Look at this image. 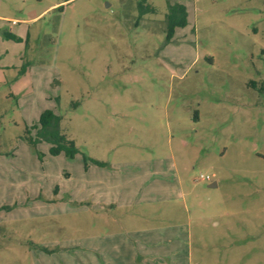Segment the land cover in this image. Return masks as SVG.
<instances>
[{
  "label": "rangeland",
  "instance_id": "obj_1",
  "mask_svg": "<svg viewBox=\"0 0 264 264\" xmlns=\"http://www.w3.org/2000/svg\"><path fill=\"white\" fill-rule=\"evenodd\" d=\"M44 110L73 160L25 141ZM82 157L162 162L184 192L115 217L169 243L111 264H264V0H0V264H107Z\"/></svg>",
  "mask_w": 264,
  "mask_h": 264
},
{
  "label": "crops",
  "instance_id": "obj_2",
  "mask_svg": "<svg viewBox=\"0 0 264 264\" xmlns=\"http://www.w3.org/2000/svg\"><path fill=\"white\" fill-rule=\"evenodd\" d=\"M84 173L86 187L84 195L81 199L78 195L72 199L79 198L78 201L86 203L85 209L102 214L100 217L104 221L105 235L101 239L103 245L100 247H102L101 253L107 264L116 263L119 260L128 263L134 259L133 242L137 239H140L138 241L145 250L154 245L148 242V238H152L153 234H156L157 250H161L162 244L169 243V239H166L165 243L163 242V238L158 235L159 231L153 233L142 230L139 233L135 227L121 225L115 217L125 216L129 222L133 216L143 218L145 213L133 211L131 207L139 204L147 207L159 197L171 198L174 201L183 200L184 192L181 182L178 177L174 176L175 172H173L172 166H167L162 162L143 160L137 163L136 168H133L129 173L124 174L119 169H115L114 173L109 174L106 173L105 167L89 164ZM113 228L114 230H111ZM117 228H122V235L119 234L121 229L117 232ZM146 256L149 257V260L153 259L151 255L146 254ZM162 257L166 256L161 253L155 255V259L158 261H161Z\"/></svg>",
  "mask_w": 264,
  "mask_h": 264
},
{
  "label": "trees",
  "instance_id": "obj_3",
  "mask_svg": "<svg viewBox=\"0 0 264 264\" xmlns=\"http://www.w3.org/2000/svg\"><path fill=\"white\" fill-rule=\"evenodd\" d=\"M138 15L142 16L144 9L141 4H138ZM150 12L152 9L148 8ZM186 8L181 4L168 6V11L165 14L166 18V41L169 42L172 38L173 31L176 28L186 26ZM4 37L8 40L19 41L18 38L11 34H4ZM60 118L52 110H44L39 119L34 122L29 129H26L25 141L33 148L40 143H46L49 145L48 152L51 156L57 157L63 155L65 158L74 159L78 154L72 140L67 139L66 135L61 134L58 128ZM33 132V136L31 135ZM84 169H87V162L96 167H105V162L92 160L88 157H82Z\"/></svg>",
  "mask_w": 264,
  "mask_h": 264
},
{
  "label": "built area",
  "instance_id": "obj_4",
  "mask_svg": "<svg viewBox=\"0 0 264 264\" xmlns=\"http://www.w3.org/2000/svg\"><path fill=\"white\" fill-rule=\"evenodd\" d=\"M200 180H202V181H209L210 179H211V177H209V176H203L202 174H200Z\"/></svg>",
  "mask_w": 264,
  "mask_h": 264
},
{
  "label": "water",
  "instance_id": "obj_5",
  "mask_svg": "<svg viewBox=\"0 0 264 264\" xmlns=\"http://www.w3.org/2000/svg\"><path fill=\"white\" fill-rule=\"evenodd\" d=\"M215 184L214 183H212V184H210L209 186H211V187H213Z\"/></svg>",
  "mask_w": 264,
  "mask_h": 264
}]
</instances>
